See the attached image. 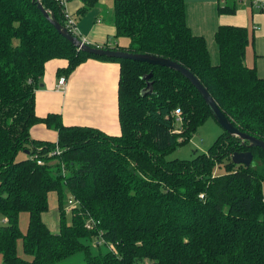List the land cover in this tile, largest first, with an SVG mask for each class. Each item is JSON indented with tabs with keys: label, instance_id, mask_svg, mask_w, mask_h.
Returning <instances> with one entry per match:
<instances>
[{
	"label": "trees",
	"instance_id": "16d2710c",
	"mask_svg": "<svg viewBox=\"0 0 264 264\" xmlns=\"http://www.w3.org/2000/svg\"><path fill=\"white\" fill-rule=\"evenodd\" d=\"M83 2L79 14L97 0ZM225 3L218 12L235 14L236 0ZM41 4L65 27L55 0ZM112 24L117 38L129 40L118 50L180 64L235 128L264 141V78L245 64L253 43L247 28H217L215 65L205 38L187 25L185 0H114ZM53 59L68 63L57 78L89 59L119 65L118 137L65 126L58 114H35V91ZM149 73L153 91L142 95ZM209 118L201 95L180 73L79 51L43 17L36 0H0L1 264H56L76 254L84 264H264V151L223 132L205 153L166 160ZM39 123L56 132V143L31 139ZM236 152H250L251 165L233 164ZM19 153L27 157L17 161ZM50 193L58 202L55 233L43 221ZM69 196L77 206L67 222ZM22 214L28 217L24 231ZM98 235L104 246L95 248Z\"/></svg>",
	"mask_w": 264,
	"mask_h": 264
},
{
	"label": "crops",
	"instance_id": "0c3cea01",
	"mask_svg": "<svg viewBox=\"0 0 264 264\" xmlns=\"http://www.w3.org/2000/svg\"><path fill=\"white\" fill-rule=\"evenodd\" d=\"M240 2V6L238 5ZM264 0H238L233 15L220 14L225 0H185L186 21L191 32L205 38L211 61L218 63L217 50L213 36L220 25H234L247 28L253 43L248 47L245 64L255 67L260 78H264V13L256 6ZM114 0H97V3L84 14L83 0H70L67 10L76 22L78 36L94 47H107L118 50L127 48L129 40L115 36L112 24ZM64 59H53L44 65V75L35 91V114L44 118L48 114L61 116L65 126L90 127L102 133L118 137V81L120 67L117 63L89 59L79 65L67 77L63 92L56 89V73L67 67ZM30 137L38 142L56 143L57 134L44 124H36L30 129ZM20 218V228H27L26 214ZM21 215V216H22ZM43 221L51 232H57V222L51 213L43 216ZM1 264V259H0Z\"/></svg>",
	"mask_w": 264,
	"mask_h": 264
},
{
	"label": "water",
	"instance_id": "95a60500",
	"mask_svg": "<svg viewBox=\"0 0 264 264\" xmlns=\"http://www.w3.org/2000/svg\"><path fill=\"white\" fill-rule=\"evenodd\" d=\"M36 2H37V8L42 13L43 17L50 22V24L55 28V30L58 32L59 35H61L63 38H65L70 43H72L79 51L96 56L125 59L140 63H147L149 65H154V66L166 67L168 69H172L180 73L198 91V93L201 95L202 99L204 100L205 104L208 106L212 117L223 128V130L228 134V136L237 137L242 144H245V142H247L248 147L260 148L264 151V141H260L244 133H241L237 128H235L221 112L218 105L216 104L212 96L209 94V92L205 89V87L201 84V82L189 70L185 69L180 64L155 55L136 54V53H130L128 51L116 50L111 48L94 47L92 45L84 43L81 40H79L77 37H74L73 35L68 33L65 27H62L56 21L54 15L51 12L44 9V7L41 4V0H36ZM151 76L152 74L149 73L144 77V80L146 82V87L143 89L141 93L142 95L152 94L153 87H152V82L150 81ZM231 161L235 165H243L245 167H248L251 165L253 161V156L250 152H241V153L236 152L232 155Z\"/></svg>",
	"mask_w": 264,
	"mask_h": 264
},
{
	"label": "rangeland",
	"instance_id": "374dc122",
	"mask_svg": "<svg viewBox=\"0 0 264 264\" xmlns=\"http://www.w3.org/2000/svg\"><path fill=\"white\" fill-rule=\"evenodd\" d=\"M238 1V0H236ZM240 2H238V5L240 6ZM225 132L223 128L216 122L214 118H209L196 132V134L193 135L191 140L184 146L179 147L168 155L166 157V160H190L194 157L193 152L197 151L198 153H205L209 147L214 143V141ZM27 155H24L23 153H19L17 156V161L21 160L22 158H26ZM222 168L216 169L215 173H221ZM263 193H264V184H263ZM71 198L70 196L68 199ZM57 198L55 193H50L48 197V212L51 213L52 219L57 222L58 219V204H57ZM71 207H69L66 203L64 206V210H66V220L69 222L71 220V213L67 210H70ZM25 215L21 216L22 217ZM0 225H2V219L0 218ZM93 242L95 240L93 239ZM56 264H84L83 258L81 254H76L72 256L71 258H68L66 260H63L61 262H58Z\"/></svg>",
	"mask_w": 264,
	"mask_h": 264
},
{
	"label": "built area",
	"instance_id": "2783aa9c",
	"mask_svg": "<svg viewBox=\"0 0 264 264\" xmlns=\"http://www.w3.org/2000/svg\"><path fill=\"white\" fill-rule=\"evenodd\" d=\"M70 0H55V2L59 5V7L61 8V13L64 17V20H65V29L67 30L68 33H70L71 35L73 36H76L78 37L79 40H81L82 42L85 43L84 39H81L79 36H78V31H77V28H76V22L74 20V18L72 17V15L68 12L67 10V4ZM263 5L264 6V2H262L261 4L257 5L256 6V9L259 10L260 6ZM66 85H67V78L65 76H60L57 78V82H56V89L58 91H61L63 92L66 88ZM180 110H175V113L174 115L177 117V123L180 124ZM175 134H179L180 133V129H176L174 131ZM56 154H59V151L58 149H56L55 151ZM33 159L37 160L38 161V164H41L42 162L40 160H38L37 158V155L33 156L32 157ZM67 205L71 208L73 207H76L77 206V202L74 201V199L72 198H69L68 201H67ZM66 211V210H65ZM68 212L71 211L70 210H67ZM4 222V221H2ZM92 220H90V222L88 224H86V228L89 230V229H92ZM95 242H93L94 244V247L97 248V247H100V246H104V242H103V239L101 238L100 235H98L97 238L94 239ZM108 249L112 250V247H107Z\"/></svg>",
	"mask_w": 264,
	"mask_h": 264
}]
</instances>
